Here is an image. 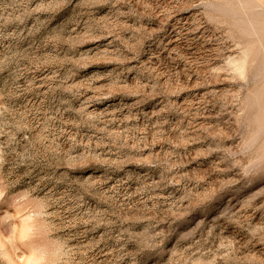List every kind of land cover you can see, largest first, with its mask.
Masks as SVG:
<instances>
[{
    "label": "rangeland",
    "instance_id": "1",
    "mask_svg": "<svg viewBox=\"0 0 264 264\" xmlns=\"http://www.w3.org/2000/svg\"><path fill=\"white\" fill-rule=\"evenodd\" d=\"M0 264H264V0H0Z\"/></svg>",
    "mask_w": 264,
    "mask_h": 264
}]
</instances>
